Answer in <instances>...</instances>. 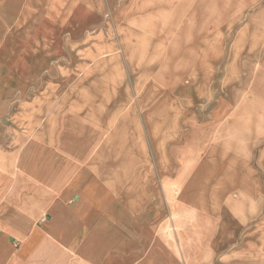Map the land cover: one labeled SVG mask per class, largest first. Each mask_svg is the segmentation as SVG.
<instances>
[{"label":"crops","instance_id":"1","mask_svg":"<svg viewBox=\"0 0 264 264\" xmlns=\"http://www.w3.org/2000/svg\"><path fill=\"white\" fill-rule=\"evenodd\" d=\"M102 2L0 0V264H264V165L123 140L139 83L85 38Z\"/></svg>","mask_w":264,"mask_h":264},{"label":"rangeland","instance_id":"2","mask_svg":"<svg viewBox=\"0 0 264 264\" xmlns=\"http://www.w3.org/2000/svg\"><path fill=\"white\" fill-rule=\"evenodd\" d=\"M102 6L85 38L99 35L96 48L118 67L115 76L139 83L127 129L140 137L124 138L128 146L141 142L149 165H157L159 141L172 153L201 138L264 165V0ZM166 116L177 130L166 131Z\"/></svg>","mask_w":264,"mask_h":264}]
</instances>
